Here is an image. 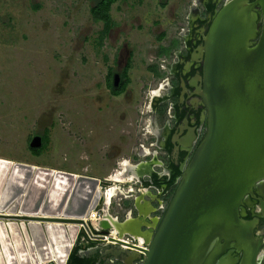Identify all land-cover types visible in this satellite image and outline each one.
Segmentation results:
<instances>
[{"label":"water","instance_id":"1","mask_svg":"<svg viewBox=\"0 0 264 264\" xmlns=\"http://www.w3.org/2000/svg\"><path fill=\"white\" fill-rule=\"evenodd\" d=\"M219 1L199 49L205 135L161 216L152 218L154 203L139 191L136 214L115 220L119 236H142L148 247L103 243L81 249L82 236L103 240L113 229L108 219L99 222V231L84 219L92 210H107L103 181L0 158L10 162L0 181V264H67L75 252L119 264H233L225 256L229 249L244 252L241 264H260L264 239L253 245L260 219L245 218L241 209L264 180V0ZM119 81L115 74V85ZM41 145V136L31 142ZM142 164H134L130 182L150 173L147 163L139 171Z\"/></svg>","mask_w":264,"mask_h":264},{"label":"rangeland","instance_id":"2","mask_svg":"<svg viewBox=\"0 0 264 264\" xmlns=\"http://www.w3.org/2000/svg\"><path fill=\"white\" fill-rule=\"evenodd\" d=\"M91 4L0 0V158L98 177L105 190L117 183L125 192L117 190L107 210L112 215L118 210L122 219L134 211L132 194L139 192L135 186L126 196L133 183L128 174L133 168L126 163L148 157L139 156L141 144L153 140L144 130L147 107L169 75L160 69L164 55L158 54L162 44L180 41L191 3L119 0L111 11L116 24L102 47L95 41L102 23L93 19ZM130 56L132 82L126 92L113 95L108 67L119 72ZM47 130V147L34 154L32 140L41 136L43 144ZM116 174L121 183L105 180Z\"/></svg>","mask_w":264,"mask_h":264},{"label":"flooded vegetation","instance_id":"3","mask_svg":"<svg viewBox=\"0 0 264 264\" xmlns=\"http://www.w3.org/2000/svg\"><path fill=\"white\" fill-rule=\"evenodd\" d=\"M213 1L203 18L198 17L193 20L187 32L183 33V50L178 51L176 61L167 64L169 75L162 78L161 83L164 84L157 92L158 95L151 98L147 107L150 120L148 128H144V130L147 133H153V135L151 134L153 140L148 141L147 146L141 144L142 152L139 156H148L146 160L141 159V161L152 167L150 173H145L139 184L135 186L143 187L149 192L152 189L156 190L153 199H151L156 208L155 213L152 214L154 220L161 215V210L158 209L159 204L162 200H169L173 194L185 166L207 129L206 107L198 94L202 84L199 76L203 70V60L199 49L204 42L211 16L218 8L217 2L213 3ZM126 164L124 165L127 166V169L132 167V165ZM116 178L121 177L118 175ZM170 181L173 182L171 186H169ZM132 196L135 198L136 195L133 193ZM134 204L135 202L132 204L134 208L132 214L137 212ZM241 211L247 219L257 217L260 219L254 228L253 245L257 246L259 239H264V180L254 188V194L245 197ZM102 244L103 242L100 240L86 239L79 243V247L87 249ZM263 249L264 242L259 252L260 264H262L264 256ZM225 256H229L233 264H241L244 252L229 249ZM90 258L94 264H119L111 259H104L99 254Z\"/></svg>","mask_w":264,"mask_h":264},{"label":"trees","instance_id":"4","mask_svg":"<svg viewBox=\"0 0 264 264\" xmlns=\"http://www.w3.org/2000/svg\"><path fill=\"white\" fill-rule=\"evenodd\" d=\"M92 2L90 6V13L93 19L97 22L102 23V28L98 32V37L95 39L97 45L101 47L104 45L106 38L110 35L111 30L114 28L116 22L112 16V7L119 0H90ZM106 59H108L106 57ZM132 67V56L129 57L126 65L122 68L121 71L117 72L114 67L109 66L108 75H107V87L110 89L113 95H121L128 89V86L132 82L130 77V69ZM150 70H153L156 74H159L157 66L151 65ZM116 72L120 76V81L118 85L114 83V77ZM49 131L47 130L43 135V144L41 147L33 148L32 151L34 154H41L49 142L48 137ZM172 181L169 182V186L172 185ZM159 184V183H157ZM67 264H94L92 259L88 257H81L77 252L70 255L69 261Z\"/></svg>","mask_w":264,"mask_h":264},{"label":"crops","instance_id":"5","mask_svg":"<svg viewBox=\"0 0 264 264\" xmlns=\"http://www.w3.org/2000/svg\"><path fill=\"white\" fill-rule=\"evenodd\" d=\"M214 1L217 2L218 6H219V2L221 3V1H219V0H214ZM214 1H213V3H214ZM189 3H191V5L189 7L190 10H189V13L187 15L189 24L188 25H183L181 27V35H180V37H178V39L181 42H183V40H184L183 37H182L183 33H186L187 32V30L190 28L191 24L193 23V20H195L198 17H202L203 18V16L207 12V9L210 6H212V0H189ZM193 14H195V16H193ZM160 36H165L166 37V33L165 32H162L160 34ZM180 41H178L177 39H174L173 41L170 40V44L169 45H165V44H162L161 45V50H160V52H159L158 55H160V57H163L162 55H164V57L161 59V63H160V69L162 71H166V70L168 71L167 64L172 63V62H174V61L177 60L178 51L181 52V50H183V46L181 45V42ZM183 44H184V42H183ZM150 66L151 65H149V68H150ZM159 75H160V72H159ZM159 83H160L159 88L156 89L158 91H160L161 85L164 84V83H161V82H159ZM154 95H158V93L157 94H154ZM151 126H152V124H151ZM151 131H152V129H151ZM129 161L127 160L128 163H131L133 166H135L134 164H136V163H132V162H129ZM138 163H140V162H138ZM145 168H146V166H145ZM129 172H131V171H129ZM129 172H128L129 176L132 175ZM133 178H135V177H133ZM106 179H109V178H106ZM131 184H132L131 187H133V188L135 187V185H137V183H135V182L134 183H131ZM137 189H138V191H141V192L144 193V195H145V201H150L151 200V198L148 196L149 193H151V195L154 197L155 192H153V191H150L149 192V190H147V189H145L143 187H137ZM138 193H137V195H138ZM128 212H129V210L126 211V213H128ZM118 213L119 212L117 210V212L115 214H113V216H118Z\"/></svg>","mask_w":264,"mask_h":264},{"label":"built area","instance_id":"6","mask_svg":"<svg viewBox=\"0 0 264 264\" xmlns=\"http://www.w3.org/2000/svg\"><path fill=\"white\" fill-rule=\"evenodd\" d=\"M152 97H154V93L151 94ZM168 201L169 200H162L161 203L159 204V210H161V214L164 212L165 208L167 207V204H168ZM104 214L102 212V210L100 209H95V210H92L89 215L86 217V221L87 222H92L94 224V228L99 231L100 230V227L99 226H96L95 224V221L96 222H100L101 220L104 219ZM161 216V215H160ZM117 217V216H115ZM91 240V241H98L100 240L101 242L103 243H112V244H115V245H119L121 247H125V248H132L131 245H135L137 247H140L141 249H146L148 247L145 239L143 238V240L140 242V239H136L135 237H132L130 235H124V236H119L118 233L116 234H113V231L110 230V233L109 234H106L105 235V238L102 240V239H94V238H88L86 236H82L81 237V241H84V240ZM143 254L144 252L141 251Z\"/></svg>","mask_w":264,"mask_h":264},{"label":"bare ground","instance_id":"7","mask_svg":"<svg viewBox=\"0 0 264 264\" xmlns=\"http://www.w3.org/2000/svg\"><path fill=\"white\" fill-rule=\"evenodd\" d=\"M154 94H156L155 93V91H154ZM147 151H148V149H146ZM129 161V160H128ZM130 162V161H129ZM123 163L125 164V161H123L122 163H121V165L119 166V169H122V167H123ZM131 164V163H130ZM129 163H128V165H130ZM8 165H10V162H8L7 160H3V159H1L0 160V181H1V178H2V175H3V173L5 172V170L8 168ZM132 165V164H131ZM144 165V163L142 164V165H140V167H139V171L141 172V173H143V172H145V166H143ZM132 167H134L133 168V170L132 171H134L133 173H137V170H135V167L136 166H133L132 165ZM132 167H130V168H132ZM119 172V170H116V172ZM115 172V173H116ZM114 173V174H115ZM119 174H116V176H118ZM134 175V174H133ZM115 175H112V179H111V177L109 178V180L111 181V180H114V181H116V182H119V183H121L122 182V180H115L114 178L116 177ZM120 176V175H119ZM123 178H125V173L123 174ZM134 177V176H133ZM116 179H120V178H116ZM134 178H132V180H133ZM131 180V181H132ZM121 181V182H120ZM0 184H1V182H0ZM1 188V187H0ZM122 189V187L120 186V185H118L117 183L116 184H113V186L112 187H110V188H108L107 190H106V192L105 191H103V194L105 195V200H106V202L108 203L109 202V200H110V198L111 197H113V196H115V193H116V191L117 190H120L121 192H125L124 190L122 191L121 190ZM131 190L127 193V196H129L130 195V193H131V191H133V189H132V187L130 188ZM112 216V217H111ZM104 219H108V220H110L111 221V223H112V225H113V229H112V231H113V234H116V233H118V231H119V227L117 226V224H116V218L117 217H115V216H113L112 214H110L109 213V211H107V210H105V213H104ZM84 219H86V216L84 217ZM116 220V221H115ZM95 221V224H96V226H99V222H96V220H94ZM115 225V226H114ZM69 226H71V229H72V227L74 228V225L73 224H71V225H69ZM13 228V227H12ZM54 229V228H53ZM53 229H51V230H53ZM0 232H1V234H3L4 233V231H3V227L0 225ZM73 232V231H72ZM35 233H36V231H35ZM51 235H52V237L54 238V240L55 239H57V234L55 233V232H51ZM138 239H140V242L143 240V237L142 236H139V237H137ZM6 247V246H5ZM1 251V250H0ZM0 257H1V253H0ZM7 258H9V260L8 261H10V257H9V255L7 254ZM58 259H62L63 260V253H61L60 252V255H59V257H58ZM8 264H11V262H9Z\"/></svg>","mask_w":264,"mask_h":264}]
</instances>
